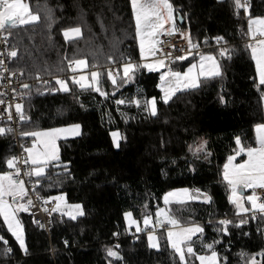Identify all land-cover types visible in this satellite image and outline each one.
I'll list each match as a JSON object with an SVG mask.
<instances>
[{
    "label": "trees",
    "instance_id": "1",
    "mask_svg": "<svg viewBox=\"0 0 264 264\" xmlns=\"http://www.w3.org/2000/svg\"><path fill=\"white\" fill-rule=\"evenodd\" d=\"M26 2L33 10L39 6L42 20L35 28L12 30L8 39L18 56L12 59L10 69L22 72L27 84L37 74L49 84L22 88L23 110L29 119L19 122L20 133L81 125L80 135L58 140L60 161L68 172L63 167H50L37 192L43 198L63 194L66 202L80 203L84 214L75 220L65 215L53 219L46 232L33 224L28 212L18 213L27 254L19 249L0 217V236L12 248L4 255L6 245L0 242V264H109L110 260L112 264H179L164 229L156 235L159 249L148 246L146 230L134 237L122 233L127 230L126 211L140 223L146 214L153 217L162 207L184 224L203 225L205 243L220 240L215 247L221 258H227V264H246L251 255L264 249V220L259 215L239 228L230 225L228 236L219 235L213 228L215 221L225 217L239 222L228 200L223 165L235 153V138L239 136L244 145L254 146V128L264 122V85L259 84L251 50L246 47L248 17L243 9L237 15L232 0H171L177 10L176 27L191 34L201 53L217 56L222 76L198 90L180 92L165 104L160 98L159 72L141 69L119 88L107 78L109 67L121 72V63L129 58L141 62L130 0ZM250 5L252 17L264 18V0H250ZM45 8L52 10L50 27L43 19ZM76 26L81 27L82 36L66 41L63 30ZM218 36L227 41L231 59L218 56L214 39ZM109 55L113 61L107 59ZM66 57L84 59L89 70L102 73L101 88L108 93L107 98L74 85ZM198 57L188 56L171 67L183 70ZM57 77L68 82L69 92L48 90L59 87ZM221 95L225 103H221ZM151 97L157 100V116L134 104H116V100L144 101ZM0 126L8 127L3 121ZM113 131L120 133L119 147L113 144ZM13 141V132L0 136V172L8 170L6 158L16 155ZM202 141H206L205 151L210 155L205 151L196 154ZM180 187L207 193L211 205L202 200L165 205V193ZM193 239L196 254H205L200 241ZM107 248L117 250L122 260L108 257ZM256 259L264 260L260 256ZM188 260L189 264H199L195 257Z\"/></svg>",
    "mask_w": 264,
    "mask_h": 264
},
{
    "label": "snow or ice",
    "instance_id": "2",
    "mask_svg": "<svg viewBox=\"0 0 264 264\" xmlns=\"http://www.w3.org/2000/svg\"><path fill=\"white\" fill-rule=\"evenodd\" d=\"M233 7L237 15L243 9V13L248 17L247 37L249 43L246 47L251 50V59L255 62L256 73L259 77V84L264 85V18H253L250 15L251 7L250 0H232ZM131 12L135 22V39L139 43L140 61L133 62L129 58L120 67V71L109 70L107 78L112 82L113 86H120L129 83L133 80L135 73L141 69H146L148 72H161L159 76L160 91L163 93L161 99L167 104L178 92H188L198 90L205 84L217 77L222 76L221 63L217 56L212 54H204L199 51V44L193 42L191 34L188 32H180V35L187 40L188 51L185 55L173 56L171 52L164 51V41L161 36H172L180 30L176 27V9H174L171 0H130ZM183 18V17H181ZM51 26L53 20L52 10L45 8L43 17ZM42 16L39 6L37 10H33L29 3L24 0H0V36L5 44L8 43V37L12 35V30L22 26H31L33 28L39 25ZM101 27L103 24L101 22ZM7 33V35H3ZM63 36L66 41L76 39L82 36L81 27H69L63 30ZM218 48V56L224 59H231L232 51L226 46L227 41L223 37H214ZM207 43V40L205 41ZM8 58H16L18 52L16 46L13 45L10 50L6 49ZM5 55L0 52V56ZM188 56H199L198 63H192L187 68V71L181 72L174 70L170 65L175 61H184ZM153 58L151 62H147L148 58ZM66 59H68L66 57ZM109 61H113V57H107ZM167 61V63H166ZM84 59L70 58L68 59L67 67L74 74L71 77V82L78 85L82 91H94L100 96L107 98L108 93L101 88L102 73L92 71L90 79L84 75H75L78 69L86 67ZM93 67H97L93 65ZM0 77L9 69L5 66V60L0 59ZM15 75L14 72L10 73ZM21 75L23 73L21 72ZM119 78V79H118ZM36 79H41L40 75H36ZM45 85L49 81H43ZM55 84L59 87H53L50 91L69 92L68 82L59 77L55 78ZM31 86L27 83L21 84V88L29 89ZM15 89L13 92L15 93ZM3 95V93H0ZM221 103H225V97L220 96ZM15 99V96H14ZM23 99V96H21ZM134 104L138 109L143 108L150 116H157V100L155 97L141 101L139 99L131 100H116L117 105ZM0 104H4V100L0 99ZM13 105L9 104L4 111L7 112V119H13L11 111ZM15 114L21 122L27 121L29 118L23 110V104L17 102L14 105ZM81 125L73 124L66 128H51L48 130H35L21 132V136L35 138L30 147H24L23 158L11 156L6 158L5 163L8 171L0 172V217L7 227V231L15 238L19 249L27 254L28 248L24 238L23 225L18 218V213L28 212L34 206L33 200L30 198L29 188L26 186L25 178L32 182V191L36 192L37 199H41L37 192V186H42L41 181L46 179V172L50 167H63L65 172H68L66 164L60 161L57 140L64 134L80 135ZM13 132L11 127L0 126V136ZM256 146H246L242 143L239 136L235 138V154L229 155L227 162L223 165V180L229 188L228 200L235 206V215L239 219L238 223H234L230 219H220L213 224L214 230L221 236H228L229 226L241 227L248 223V220H255L259 215L261 220H264V202H258L261 198L257 195V190H264V124H258L255 128ZM113 144L119 147V134L111 133ZM206 149V141H202L195 149L196 154H199ZM190 150L191 147H190ZM244 154L247 158L240 163H234L238 156ZM205 155H210L205 151ZM23 166V168L21 167ZM70 175V173H69ZM32 178H35L34 181ZM240 189H251L252 194L247 197L240 194ZM165 205L176 202L184 204L190 200H202L203 203L211 205L212 198L207 193H202L200 189L190 190L180 189L168 192L163 197ZM247 201L251 207H246L244 201ZM55 202L51 209L47 207L44 211L60 212L61 215H67L70 219L75 220L77 216L83 215V209L80 204L68 205L63 194L58 196H50L43 200L44 204ZM251 213V215H247ZM131 212H126L124 218L129 227L135 225L136 232L148 231V246L150 248L159 249V238L155 235L156 228L168 226L167 242L178 256L179 264H189V257H195L199 264H227V258H221L216 250V245L220 244V240H213L210 243H205L204 232L205 227L199 223L191 222L184 224L181 220L166 210L158 209L155 214V219L150 215H145L143 218L144 228L139 226V223L132 218ZM36 223L39 224L37 221ZM210 223H212L210 221ZM44 227V225H39ZM114 235H118L114 233ZM247 235V233H245ZM196 237L200 241L201 246L205 249V254L197 255L194 249ZM0 242H3L6 247L3 249V254L7 255L12 252L11 247H7L8 241L0 236ZM67 241L65 244L67 245ZM116 249L119 245L115 246ZM106 254L108 257L116 261L122 260L120 253L114 248H107ZM246 255L241 253V256ZM264 258V249L259 253L251 255L246 264H264V260H257L256 257ZM112 264V260L109 261Z\"/></svg>",
    "mask_w": 264,
    "mask_h": 264
},
{
    "label": "built area",
    "instance_id": "3",
    "mask_svg": "<svg viewBox=\"0 0 264 264\" xmlns=\"http://www.w3.org/2000/svg\"><path fill=\"white\" fill-rule=\"evenodd\" d=\"M3 35H7V33H4ZM160 39L164 41V51L171 52L173 56L185 55L188 51L187 40L180 35V32H176L172 36H166V35L161 36ZM12 46L13 45L10 44L9 39H8V43L5 44L3 42L2 36H0V52L5 53V55L0 56V59L5 60V66L9 69L8 72H4L3 76L0 77V93H3V95H0V99L4 100V104H0V121L6 122L7 126L13 129V133H14L13 143L16 148L15 156L23 158L26 155L24 153V147H29L31 144V140L21 137L20 126H19L20 120L19 117L16 116L15 114V107H14L15 103L17 102L22 103L24 99V93L22 91L21 84H24L25 82L22 80L21 74L18 71H14L10 69V63L13 58L11 59L8 58L6 54V49L10 50ZM109 70L113 71V68L109 67L107 69V72ZM0 71H2V69H0ZM12 72H14L15 75H11L10 73ZM43 81H47V79L45 78H41L39 80L32 79L29 85H33L36 83L44 85ZM13 89L16 90L15 93L13 92ZM21 96H23V99H21ZM9 104L13 105L11 109L13 113L12 120L7 119V112L4 111L6 108H8ZM22 145L24 147H22ZM21 167L23 168V166ZM25 180H26V186L29 188L30 198L34 202V206L30 208L28 213L30 214L34 225H36L39 229L48 232L53 219L60 220L62 215L60 212L44 211V208L46 207L48 209H51L54 206L55 202H51L46 205L43 203V200L46 198L39 196L41 199H37L36 192L32 191V182L29 181L28 178H25ZM257 195L261 198V200L258 202H264V190H257ZM37 221L39 222V224L36 223ZM39 225H44V227H40ZM166 228L167 226L156 228L155 234L157 235V232L160 229L165 230ZM149 230L151 229H148L146 231L148 232ZM122 233L124 235H131L132 237H134L137 234L133 230H123Z\"/></svg>",
    "mask_w": 264,
    "mask_h": 264
},
{
    "label": "rangeland",
    "instance_id": "4",
    "mask_svg": "<svg viewBox=\"0 0 264 264\" xmlns=\"http://www.w3.org/2000/svg\"><path fill=\"white\" fill-rule=\"evenodd\" d=\"M24 2H26V0H24ZM27 3V2H26ZM182 32H187V31H182ZM138 42V41H137ZM138 48H139V43H138ZM139 54H140V49H139ZM213 55V54H212ZM140 57V56H139ZM153 58H151V57H149L148 58V61L147 62H151V60H152ZM198 61H199V57L197 58V59H195L194 61H192L191 63H189L183 70H180V69H176L175 67H172L174 70H176V71H181V72H184V71H187V68L190 66V64H192V63H198ZM124 62H122L121 63V65L123 64ZM87 64V63H86ZM121 68V67H120ZM92 71H97L96 69H90L89 70V67H88V65L86 66V67H82V68H80V69H78L77 70V72L75 73V75H77V76H79V75H84V76H86V77H88L89 79H90V73L92 72ZM113 71L115 72V70L113 69ZM163 71H165V69H161L160 70V74H161V72H163ZM108 73V72H107ZM121 74H122V68H121ZM159 83H160V81L158 82V85H159ZM160 89V88H159ZM161 92V91H160ZM179 93V92H178ZM177 93V94H178ZM162 95H163V93L161 92V94H160V98L162 97ZM175 97V96H174ZM151 98H153V97H151ZM151 98H149V99H151ZM162 100V99H161ZM73 124H75V123H73ZM73 124H68V125H64V126H60L59 128H66V127H69V126H71V125H73ZM113 132H117L118 134H119V137H120V133L118 132V131H113ZM62 136H64V138H72V137H75V136H77V135H71V134H64V135H62ZM112 137V136H111ZM63 138V137H62ZM119 140H120V138H119ZM243 190H245L246 192L245 193H241ZM240 191V194H242L243 196H245V197H247L248 195H251L252 194V190L251 189H240L239 190ZM230 194V193H229ZM68 205H73V204H80V203H68V202H66ZM81 205V204H80ZM234 206V205H233ZM235 207V206H234ZM159 209H166V208H164V207H162V208H159ZM167 210V209H166ZM126 212H130V211H126ZM125 212V213H126ZM124 213V214H125ZM66 217H68L67 215H66ZM69 218V217H68ZM132 218L133 219H135L133 216H132ZM138 223H139V221L137 220V219H135ZM124 221H125V225H126V229L127 230H132L131 228H132V226L131 227H129V225H128V223L126 222V220H125V218H124ZM141 225L142 226H144V224H143V219L141 220ZM141 227V226H140ZM167 231H168V228H167ZM156 235V234H155ZM147 236H148V232L146 233V239H147ZM147 243H148V239H147Z\"/></svg>",
    "mask_w": 264,
    "mask_h": 264
},
{
    "label": "crops",
    "instance_id": "5",
    "mask_svg": "<svg viewBox=\"0 0 264 264\" xmlns=\"http://www.w3.org/2000/svg\"><path fill=\"white\" fill-rule=\"evenodd\" d=\"M253 18H256V17H253ZM247 27H248V23H247ZM248 41H249V39H248ZM250 42V41H249ZM194 61V60H193ZM254 64H255V62H254ZM256 69V68H255ZM257 74V73H256ZM257 79H258V81H259V77H258V74H257ZM180 93V92H179ZM178 93V94H179ZM178 94H176V96L178 95ZM261 124H264V122L263 123H261ZM57 128H59V127H57ZM255 128H256V126H255ZM255 128H254V133H255V142H256V132H255ZM49 129H51V128H49ZM42 130H48V129H42ZM63 137V138H62ZM35 138H32V139H30L31 140V144H30V146L32 145V142H33V140H34ZM59 139H64V136H61ZM58 139V140H59ZM58 140H57V147H58ZM29 146V147H30ZM256 146V143H255V145L253 146V147H255ZM58 150H59V148H58ZM235 154V153H234ZM234 154H232V155H234ZM247 157L244 155V154H241V156H238L237 158H236V160L234 161V163H240V162H242L244 159H246ZM227 162V161H226ZM8 171V170H7ZM186 187H180V188H173V189H170V190H168L166 193H168V192H172V191H176V190H180V189H185ZM187 189H189L190 190V193L192 192V190L193 189H190V188H187ZM246 191L245 190H243L241 193H245ZM165 193V194H166ZM230 193V192H229ZM164 197V196H163ZM191 201V200H190ZM173 203H176V202H173ZM244 203H245V206L246 207H251L250 206V204H248L247 203V201L245 200L244 201ZM157 211V210H156ZM155 214H156V212H155ZM155 214H154V216H153V219H155ZM66 216V215H65ZM141 221H140V223H139V226H141V228L143 229L144 228V226H142L141 225ZM167 228H168V226H167ZM167 228L165 229V232H166V235H167ZM133 231H135L136 232V226L135 225H133L132 226V228H131ZM136 233H138V232H136Z\"/></svg>",
    "mask_w": 264,
    "mask_h": 264
},
{
    "label": "water",
    "instance_id": "6",
    "mask_svg": "<svg viewBox=\"0 0 264 264\" xmlns=\"http://www.w3.org/2000/svg\"><path fill=\"white\" fill-rule=\"evenodd\" d=\"M178 19H179V21H182V18L180 16H178Z\"/></svg>",
    "mask_w": 264,
    "mask_h": 264
},
{
    "label": "bare ground",
    "instance_id": "7",
    "mask_svg": "<svg viewBox=\"0 0 264 264\" xmlns=\"http://www.w3.org/2000/svg\"><path fill=\"white\" fill-rule=\"evenodd\" d=\"M182 31H183V30H181V29H180V31H179V32H182ZM30 82H31V81H30ZM62 218H63V217H62ZM53 222H54V221H53Z\"/></svg>",
    "mask_w": 264,
    "mask_h": 264
}]
</instances>
